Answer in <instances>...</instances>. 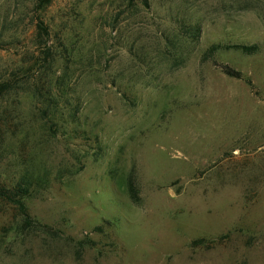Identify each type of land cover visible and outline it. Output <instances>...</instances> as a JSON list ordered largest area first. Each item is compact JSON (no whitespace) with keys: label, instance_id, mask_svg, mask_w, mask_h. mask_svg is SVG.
I'll list each match as a JSON object with an SVG mask.
<instances>
[{"label":"rangeland","instance_id":"rangeland-1","mask_svg":"<svg viewBox=\"0 0 264 264\" xmlns=\"http://www.w3.org/2000/svg\"><path fill=\"white\" fill-rule=\"evenodd\" d=\"M0 85V264H264V0H0Z\"/></svg>","mask_w":264,"mask_h":264},{"label":"trees","instance_id":"trees-1","mask_svg":"<svg viewBox=\"0 0 264 264\" xmlns=\"http://www.w3.org/2000/svg\"><path fill=\"white\" fill-rule=\"evenodd\" d=\"M51 0H40L42 4H48ZM36 26L38 28L39 34L42 36L43 34H48V28L44 21L42 19H39V21L36 23ZM221 45L214 44L212 45L208 51L206 52L207 55L215 53ZM229 48H234L237 50H241L244 53H254L257 46L256 45H246V44H232L228 46ZM224 71L232 76H240V72H234L231 69L225 68ZM2 85H0V98L2 97ZM27 180L21 181L25 184L19 182L12 186L7 185L5 182L1 180L0 177V200L5 202H10L15 204L19 207L20 211L24 215V220L26 221V225L30 224V214L28 213L27 206L25 204V198L30 194V183L25 182ZM128 190H129V196L132 200L138 201L139 194H138V188L136 184V176L134 171H131L128 175Z\"/></svg>","mask_w":264,"mask_h":264}]
</instances>
